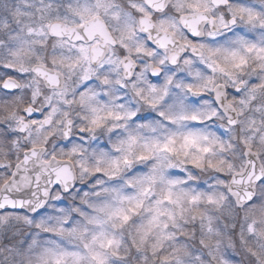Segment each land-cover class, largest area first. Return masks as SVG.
<instances>
[{
    "label": "clouds",
    "instance_id": "obj_1",
    "mask_svg": "<svg viewBox=\"0 0 264 264\" xmlns=\"http://www.w3.org/2000/svg\"><path fill=\"white\" fill-rule=\"evenodd\" d=\"M0 264H264V0H0Z\"/></svg>",
    "mask_w": 264,
    "mask_h": 264
}]
</instances>
